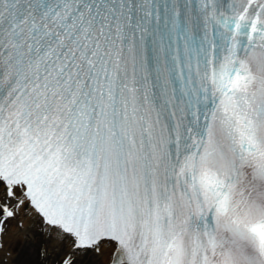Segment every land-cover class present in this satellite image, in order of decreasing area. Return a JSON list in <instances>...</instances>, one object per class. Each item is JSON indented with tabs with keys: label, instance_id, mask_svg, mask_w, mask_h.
<instances>
[{
	"label": "snow or ice",
	"instance_id": "1",
	"mask_svg": "<svg viewBox=\"0 0 264 264\" xmlns=\"http://www.w3.org/2000/svg\"><path fill=\"white\" fill-rule=\"evenodd\" d=\"M0 264H264V0H0Z\"/></svg>",
	"mask_w": 264,
	"mask_h": 264
}]
</instances>
